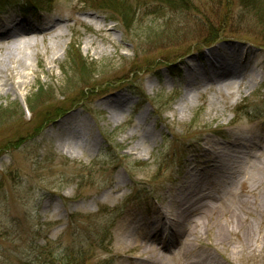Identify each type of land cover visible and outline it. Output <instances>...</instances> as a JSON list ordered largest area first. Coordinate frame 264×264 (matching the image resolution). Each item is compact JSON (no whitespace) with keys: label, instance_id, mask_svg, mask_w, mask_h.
Returning a JSON list of instances; mask_svg holds the SVG:
<instances>
[{"label":"rangeland","instance_id":"1","mask_svg":"<svg viewBox=\"0 0 264 264\" xmlns=\"http://www.w3.org/2000/svg\"><path fill=\"white\" fill-rule=\"evenodd\" d=\"M252 1L192 0L179 10L160 0H5L0 21L15 17L60 38L56 60L49 40L38 38L42 53L31 58L27 78L18 59L0 54V68L10 65L0 72V264H127L141 249L121 250L122 232L149 231L165 212L176 226L166 206L186 173L204 167L208 140L264 137V0ZM234 66L242 73L231 79L242 86L251 79L254 89L212 113L215 87L201 83L202 73L187 86L184 74ZM197 81L205 93L180 111ZM112 96L121 98L119 121L102 109ZM68 144L83 157L69 158ZM207 221L189 256L211 250L224 262L205 245L218 231ZM241 239L219 248L231 255ZM179 241L168 249L178 251ZM235 257L264 264V252L253 261Z\"/></svg>","mask_w":264,"mask_h":264},{"label":"bare ground","instance_id":"2","mask_svg":"<svg viewBox=\"0 0 264 264\" xmlns=\"http://www.w3.org/2000/svg\"><path fill=\"white\" fill-rule=\"evenodd\" d=\"M92 20H84L91 23ZM32 32L29 22L20 24L15 17H8L0 21V54L6 59H18L23 69V77L27 78L25 73L31 66V58L41 55L42 51L37 48L38 38H47L48 44L46 49L52 52L53 60H56L54 48L52 46L55 38H60L56 33L59 32ZM65 46V43L61 46ZM62 46V47H63ZM30 50V51H29ZM0 68V72L9 69ZM235 66L228 67L227 70L221 71L214 76H210V71L217 69H204L202 72L186 71L184 74L187 86L199 76L202 82H211L215 91L208 100L210 112L223 110L224 105L229 101L236 103L245 94L254 89V83L251 79L245 86L233 81L231 76L241 74L235 70ZM199 74V75H198ZM193 90L187 87L177 107L180 111L191 110L198 103L201 93H204L207 84L199 85L196 82ZM195 83V84H196ZM26 82L18 83V86ZM227 87L228 93L222 94L224 87ZM249 89V90H247ZM199 92L200 95H197ZM225 93V92H224ZM218 94V95H217ZM121 98L118 96L109 97L103 101L102 109L106 111L110 120L119 121L114 113L120 110ZM223 106V107H222ZM258 127V126H256ZM255 128H248V130ZM261 129V128H260ZM263 129V128H262ZM254 136V134H252ZM249 137L248 140L228 139L224 142L210 139L208 143L207 154L201 162L203 168H193L189 170L182 179L178 187V192L174 195L166 211L174 212L176 226H169L167 220L168 213L163 216L164 222L154 225L149 231L139 229V227L125 228L121 235L120 248L123 251H132L137 248L141 252L136 257H130L127 264H238L235 260L236 254H242L250 260H256L264 252V137H258L259 141ZM75 145H66L65 154L71 159L79 160L83 156ZM256 146L257 148L255 149ZM138 151L141 160L148 157V151L140 146H134ZM203 150H205L203 148ZM248 160L253 164L249 165ZM244 164V165H243ZM176 204V205H175ZM178 206V207H177ZM170 209V210H169ZM261 212V213H260ZM167 213V215H166ZM257 217L253 220L250 216ZM193 217H196L195 219ZM212 220L214 227L218 231L214 241H208L205 244L210 249H214L217 254L224 258V262L216 259V254L211 250L206 253L205 257L191 258L189 251L196 239H201V229L209 228L208 221ZM191 223V227H189ZM242 237L240 244L234 246L231 255L221 251L219 245H228L230 238ZM183 241V246L178 251L169 248V244ZM262 242V244H261ZM149 252V254H147ZM234 254V256H232Z\"/></svg>","mask_w":264,"mask_h":264},{"label":"trees","instance_id":"3","mask_svg":"<svg viewBox=\"0 0 264 264\" xmlns=\"http://www.w3.org/2000/svg\"><path fill=\"white\" fill-rule=\"evenodd\" d=\"M17 1V0H16ZM90 1V0H89ZM160 1H164L165 3H167L168 5L167 6H169V7H171V8H180L179 10H182V9H184V8H190L191 7V5H192V0H160ZM243 2H251V3H253V1L252 0H242ZM25 2H27V1H25ZM13 3H18V2H13ZM28 3V2H27ZM6 4H8V3H6L5 2V0H0V9H2L3 7L2 6H4V5H6ZM262 18H264V16H262L261 17V19ZM262 21H263V19H262ZM264 22V21H263ZM207 39H209V38H207ZM82 65V64H81ZM79 66H76V70L78 69L79 70V68H78ZM43 93H42V91L40 90L36 95H35V99H32V100H29V103H28V105H29V107H30V110H33V105L34 104H36L37 103V100H39L40 98H42L43 96ZM45 97V96H44ZM34 102H36V103H34Z\"/></svg>","mask_w":264,"mask_h":264}]
</instances>
